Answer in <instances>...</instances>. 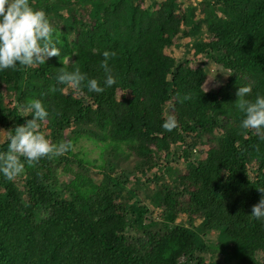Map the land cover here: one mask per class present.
<instances>
[{
  "label": "trees",
  "instance_id": "trees-1",
  "mask_svg": "<svg viewBox=\"0 0 264 264\" xmlns=\"http://www.w3.org/2000/svg\"><path fill=\"white\" fill-rule=\"evenodd\" d=\"M29 3L56 29L59 56L0 71V128L7 136L39 99L49 114L39 130L54 139L60 120L57 145L71 149L0 176V264H206L214 251L227 263L264 264V218L250 214L264 195V129H241L234 107L239 86H251L248 99L264 95V0ZM201 30L189 55H167L176 38ZM104 50L112 86L97 94L56 81L75 69L102 85ZM196 55L227 71L217 87L193 66ZM168 115L171 132L161 128ZM81 139L100 144L96 162L72 150ZM194 144L198 159L179 169ZM183 215L197 225L179 224ZM214 229L215 242L203 238Z\"/></svg>",
  "mask_w": 264,
  "mask_h": 264
},
{
  "label": "clouds",
  "instance_id": "clouds-1",
  "mask_svg": "<svg viewBox=\"0 0 264 264\" xmlns=\"http://www.w3.org/2000/svg\"><path fill=\"white\" fill-rule=\"evenodd\" d=\"M56 29L51 24L42 9H34L29 0H0V71L13 69L17 66L30 67L44 63L47 57L59 56V49L55 46ZM105 78L103 84L96 79H86L79 70L61 71L56 81L79 88L84 84L87 89L97 94L105 87L112 86L116 81L109 73L107 61L113 53L102 51ZM86 81V84H85ZM252 91L250 85L239 86L235 92L234 107L242 113L239 120L241 129H264V95L257 94L254 99H248ZM187 99V97H184ZM28 112H21V117L30 116L21 125L15 126L6 137L7 146L0 151V176L5 180H12L24 170V165L31 166L42 157L62 155L71 149L70 142L51 145L39 130V121L48 117V111L39 99H33L28 104ZM177 126V121L168 115L161 122V128L171 132ZM260 139H264L261 136ZM23 158V160H21ZM264 194V188H257ZM251 216L264 218V195L251 207Z\"/></svg>",
  "mask_w": 264,
  "mask_h": 264
},
{
  "label": "rangeland",
  "instance_id": "rangeland-1",
  "mask_svg": "<svg viewBox=\"0 0 264 264\" xmlns=\"http://www.w3.org/2000/svg\"><path fill=\"white\" fill-rule=\"evenodd\" d=\"M51 2L53 0H50ZM146 3L149 2V0H145ZM160 1V0H157ZM199 7H201V3L196 1L195 3V9H196V13H199ZM181 5L178 4L176 6V11L179 15V18H182V11L180 10ZM220 12L217 11L216 15H219ZM64 13L63 12H56L55 16L56 18H60L61 16H63ZM190 26H187V28ZM184 30V29H183ZM201 38H205V32L203 30H201L199 33L197 34H191L188 38H182L180 39L179 37L176 38L174 40V44L173 47L167 51V55L168 56H172L173 58H180V57H186L187 55H189L191 53V47L192 45L196 42V39H201ZM192 64L193 66H200L201 68H203V70L206 72L207 74V86L209 88H214L217 87L227 76V71L223 70L222 68H220L219 66H217L216 64H214V62L210 59L207 58L203 55H196L193 59H192ZM56 120V119H55ZM62 122L60 120H56L54 121V124L59 127L56 129V134L54 135V139H51V136L49 134V129H46L43 134L45 136V139H47L49 141V143L51 145H57L59 138V135L63 132L61 131V127L60 124ZM6 137V134L4 132L3 129L0 128V142L3 141ZM100 144L97 143H93L91 141H87V140H80L78 141L72 148L73 151L78 152V154L80 156H82L83 158L89 159L91 161L97 160L98 155H99V146ZM190 157L184 161L183 159L178 158L176 161V166L179 169H184L186 166L187 161H191V162H195L198 159L197 156V145H193L190 152H189ZM181 156V155H179ZM94 163V162H93ZM169 168V167H168ZM97 170L94 168L91 172L92 178L100 180L103 178V176H101L100 174H95ZM104 179V178H103ZM18 186H20V182H16ZM147 196V192H143L142 193V198L144 199ZM154 214L160 215V212L158 211V209H155L152 211ZM179 224L184 225V226H195L197 225V221H193V220H189V218L187 219L184 215L182 216L181 220L179 221ZM218 230L214 229L212 231H210L209 233H206L203 238H205L206 240L210 241V242H215L216 240V236L218 234ZM229 243V242H228ZM203 256V260L206 262V264H232L230 262H226L225 261V257L222 255L221 252H213V253H208ZM263 256L262 252H257L252 258L251 260L254 259H258L261 258ZM194 264V263H193Z\"/></svg>",
  "mask_w": 264,
  "mask_h": 264
}]
</instances>
